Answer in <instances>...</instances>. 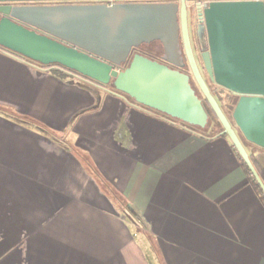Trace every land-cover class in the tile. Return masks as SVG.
<instances>
[{
  "label": "crops",
  "instance_id": "crops-1",
  "mask_svg": "<svg viewBox=\"0 0 264 264\" xmlns=\"http://www.w3.org/2000/svg\"><path fill=\"white\" fill-rule=\"evenodd\" d=\"M157 112L0 49V264H264V204L229 138Z\"/></svg>",
  "mask_w": 264,
  "mask_h": 264
},
{
  "label": "water",
  "instance_id": "water-1",
  "mask_svg": "<svg viewBox=\"0 0 264 264\" xmlns=\"http://www.w3.org/2000/svg\"><path fill=\"white\" fill-rule=\"evenodd\" d=\"M79 0H0V46L40 64L58 63L136 103L189 125L204 128L208 113L190 76L131 48L158 41L161 60L189 66L223 133L264 194V184L244 148L243 137L264 148V3L212 0L187 6L185 0H119L110 5ZM54 2L55 4H42ZM65 2V3H64ZM195 9V34L204 69L217 85L237 96L228 119L197 67L187 12Z\"/></svg>",
  "mask_w": 264,
  "mask_h": 264
},
{
  "label": "trees",
  "instance_id": "trees-1",
  "mask_svg": "<svg viewBox=\"0 0 264 264\" xmlns=\"http://www.w3.org/2000/svg\"><path fill=\"white\" fill-rule=\"evenodd\" d=\"M0 49L3 50L4 52H7V53H9V54H11V55H14V56L20 58V59H22V60H25V61H27V62H29V63H31V64H34V65H36V66L39 67V68H42V69H48V70L50 69V70H52L55 74H57L58 76H60V77H62V78H67V77H70V78H76V79H78V81H80V82L89 83V84L96 85V86H98V87H106V88H107V85L101 84V83H99V82H97V81H95V80H93V79H91V78H89V77H87V76H85V75H82V74L78 73L77 71H75V70H73V69H70V68H68V67H65V66H63V65H61V64H58V63L40 64V63L35 62V61H33V60H31V59L25 57V56H22V55H20V54H18V53H16V52H13V51H11V50H9V49H6V48H4V47H2V46H0ZM111 87H112V86H111ZM111 90H112L114 93L121 94V95L125 96L126 98L132 100L135 104H137V105H139V106H141V107H144V108H147V109L152 110L151 108H148V107L143 106V105H141V104H139V103H136L132 98H130V97L127 96L126 94H123V93H121V92L115 90L113 87L111 88ZM153 111H155V110H153ZM155 112H157V111H155ZM157 113H159V112H157ZM214 116H215V115H214ZM166 117H168V116H166ZM20 118H23V117H20ZM168 118H170V117H168ZM170 119H173V118H170ZM174 120H175V119H174ZM177 121H178L181 125H183L184 127L188 128L189 131H192V132L198 133V134H200V135H202V136L212 137V136H215V135L218 134V133H214V134H208V133H207V134H206V133H205V130H206L205 128H206V127H205V128H200V127H198V126L189 125V124L184 123V122L179 121V120H177ZM208 123H209V121H208ZM208 123H207V125H208ZM207 125H206V126H207ZM71 148H72V150H73L76 154H78V155L80 156V158H81V160L83 161V164H84V166L86 167L87 171H88L90 174H93V176L95 177V179H96L99 183H102V184H103L104 181L102 180V178L100 177V175H99L98 172L96 171L95 167H93V165H92V163L90 162V160L88 159V157H87L86 155H84L83 153H81L76 147H71ZM249 158H250V161H251L253 167L255 168L256 172L258 173L259 177L261 178V180H262V182H263V184H264V174H263V172H262L261 167L259 166V164H258V162L256 161V159L252 156V154H249ZM241 162H242V165H243L244 169L247 171V173H248V175H249V177H250V180H251L252 186H253L254 189L257 191V193H258V195H259L261 201H262L263 204H264V194L262 193V191H261L259 185L256 183V181L254 180V178L250 175V172H249V170H248L246 164L242 161V159H241ZM106 184H107V183H106ZM106 184H105V185H106ZM112 194H113V198H114V200L117 201V203H119V207H120L121 209H125V210H127L128 214H130L131 216H134V215H135V212L127 206V203H126V202L120 197V195H118L116 192H113Z\"/></svg>",
  "mask_w": 264,
  "mask_h": 264
},
{
  "label": "flooded vegetation",
  "instance_id": "flooded-vegetation-1",
  "mask_svg": "<svg viewBox=\"0 0 264 264\" xmlns=\"http://www.w3.org/2000/svg\"><path fill=\"white\" fill-rule=\"evenodd\" d=\"M126 1L138 2V1H142V0H126ZM116 2H119V0H79V1H70L68 3H73V4H104V5H110V4L116 3ZM42 4H55V3L54 2H47V3H42ZM195 18H196L195 9L192 8V7H189L188 12H187V25H188V32H189L190 43H191V47H192L193 53H197V55L200 58V62L199 61L198 62L201 63V66L204 69V65H203V62H202V59H201V51L199 49V45L197 43L196 34H195V23H196V19ZM154 44H156V45H154ZM136 53L141 54V55H145V56H147L149 58H152V59H156L159 62L165 63L169 67L178 69L179 71L184 72V73H187V68L189 69V66L187 65L186 61H185V65L184 66L177 67V66H174V65H172L170 63H167V62L161 60L163 50H162L161 44L158 41H153V42H150V43H141L139 46L131 48V50H130V52H129V54H128V56H127V58H126L125 61H123V60L120 59L121 56L119 54L118 55H113L114 60H116V61L119 62L118 65H113V67L114 68H119L120 70L124 69L127 66V64H128L129 59L134 54H136ZM187 74H189V73H187ZM189 76H190V82L192 83L193 77L191 75V72H190ZM214 84H216V83H214ZM217 86L220 89H222V90L225 91V93H226V96L225 97H226V99H227L228 102L230 101L231 103H234L236 101V99H237V96L236 95L232 94L230 91L226 90L225 88H223V87H221L219 85H217ZM199 98L201 99V102H202L205 110L208 113V121H209L210 112H212V110L209 109L210 107L207 108V105L208 104H207L206 100L204 99V97H199ZM212 114H213V112H212ZM221 131H223V130H221Z\"/></svg>",
  "mask_w": 264,
  "mask_h": 264
},
{
  "label": "rangeland",
  "instance_id": "rangeland-1",
  "mask_svg": "<svg viewBox=\"0 0 264 264\" xmlns=\"http://www.w3.org/2000/svg\"><path fill=\"white\" fill-rule=\"evenodd\" d=\"M156 45V44H154ZM194 57H195V61L197 64V67L199 69V72L203 78V80L205 81L208 89L210 90V92L212 93L214 99L216 100L221 112L229 119L231 117V113H232V109L233 106L235 104L231 103L230 101L228 102L226 99V93L224 90L220 89L216 84H214L210 78L208 77L205 69L202 68L201 63L200 62V58L197 55V53H193ZM198 57H197V56ZM197 57V58H196ZM199 61V62H198ZM187 73L190 74V70L187 68ZM192 87L195 89L197 95L199 97H203L202 93L200 92L198 86L196 85L194 79L191 83ZM108 89H111L112 87L110 85H107ZM207 108H209V106L207 105ZM210 109V108H209ZM211 111V110H210ZM205 128V127H204ZM205 133L207 134H214V133H218L220 132L222 129L220 123L218 122V120L216 119V117L212 114V112H210V116H209V123L205 128ZM209 129V130H208Z\"/></svg>",
  "mask_w": 264,
  "mask_h": 264
},
{
  "label": "built area",
  "instance_id": "built-area-1",
  "mask_svg": "<svg viewBox=\"0 0 264 264\" xmlns=\"http://www.w3.org/2000/svg\"><path fill=\"white\" fill-rule=\"evenodd\" d=\"M212 0H185L187 6H195L197 3L203 4V3H208ZM226 1H238V0H226ZM253 1H262L264 3V0H253ZM117 71H120L119 68H115Z\"/></svg>",
  "mask_w": 264,
  "mask_h": 264
}]
</instances>
